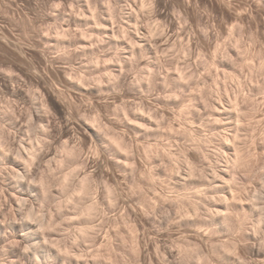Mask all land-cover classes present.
<instances>
[{
  "label": "clouds",
  "instance_id": "1",
  "mask_svg": "<svg viewBox=\"0 0 264 264\" xmlns=\"http://www.w3.org/2000/svg\"><path fill=\"white\" fill-rule=\"evenodd\" d=\"M0 264H264V0H0Z\"/></svg>",
  "mask_w": 264,
  "mask_h": 264
}]
</instances>
